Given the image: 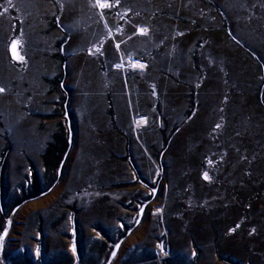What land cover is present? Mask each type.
I'll use <instances>...</instances> for the list:
<instances>
[{
	"label": "rangeland",
	"instance_id": "obj_1",
	"mask_svg": "<svg viewBox=\"0 0 264 264\" xmlns=\"http://www.w3.org/2000/svg\"><path fill=\"white\" fill-rule=\"evenodd\" d=\"M107 3L0 0V264H264V0Z\"/></svg>",
	"mask_w": 264,
	"mask_h": 264
},
{
	"label": "snow or ice",
	"instance_id": "obj_2",
	"mask_svg": "<svg viewBox=\"0 0 264 264\" xmlns=\"http://www.w3.org/2000/svg\"><path fill=\"white\" fill-rule=\"evenodd\" d=\"M95 6L98 7V8L103 9L105 7H110L111 5H109L107 3V0H95ZM137 31L139 33H141V34H144V33L147 32V29H137ZM18 44H19L18 41H12L9 50H10V52L12 54V58L14 60L22 61L23 60V57L20 56L19 53H18V51H17ZM135 66L136 67H141V68L143 67V65H139V64H137ZM2 91H3V89H0V92H2ZM217 127H219V125H217ZM204 178L207 179V175L206 174H204ZM237 227H238V225H237ZM230 231H231V229H230ZM158 247H159V245H158Z\"/></svg>",
	"mask_w": 264,
	"mask_h": 264
},
{
	"label": "trees",
	"instance_id": "obj_3",
	"mask_svg": "<svg viewBox=\"0 0 264 264\" xmlns=\"http://www.w3.org/2000/svg\"><path fill=\"white\" fill-rule=\"evenodd\" d=\"M25 184L26 183H28V180H25V182H24ZM31 185V184H30ZM31 188L32 187H36V185L35 184H32L31 186H30ZM43 192V190H38L37 192H35V194H32V191H31V193H29V195L26 197V198H24V201L25 200H31V199H34V198H36L37 196H39L40 195V193H42ZM20 203H16V206H18ZM3 206V205H2ZM2 210H3V207H2Z\"/></svg>",
	"mask_w": 264,
	"mask_h": 264
}]
</instances>
